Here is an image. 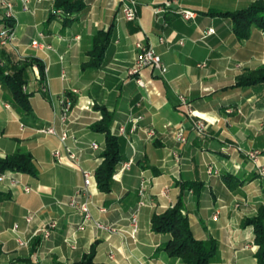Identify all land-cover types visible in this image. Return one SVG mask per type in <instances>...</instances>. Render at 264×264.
<instances>
[{
	"label": "crops",
	"instance_id": "obj_1",
	"mask_svg": "<svg viewBox=\"0 0 264 264\" xmlns=\"http://www.w3.org/2000/svg\"><path fill=\"white\" fill-rule=\"evenodd\" d=\"M134 1L137 18L132 22L123 18L120 0H85V8L64 24L51 15L55 0H28L26 8L22 0H14L16 39L13 47L0 49V59L5 64L3 54L39 59L44 75L36 66L28 71L23 88L32 108L29 116L11 106L0 83V158L27 153L36 169V175L7 171L0 182V264H73L92 249L95 264H183L164 251L170 236L152 232L150 223L152 215L174 206L179 196L194 237L216 242L211 264H256L253 228L243 223L264 205V181L243 154L225 149V144L259 149L264 165V85L233 87L242 72L264 65V33L254 28L248 40L238 42L230 20L212 15L246 8L255 0ZM181 11L194 13L193 19L184 20ZM2 15L0 8V22ZM111 25L113 37L102 65L82 70L95 33ZM208 29L214 33L205 35ZM34 40L51 49L32 47ZM137 44L152 47L167 67L164 76L143 69L139 76L144 88L129 74ZM72 89L78 94L62 124L61 99ZM180 95L209 123L204 136L185 117ZM100 108L113 115L110 133L123 139V160L112 176L110 193H101L95 179L88 188L86 220L79 207L70 206L87 196L81 194V174L65 157L59 133L65 129L78 141L69 139L67 146L80 150L79 166L95 170L105 149V135L91 129L102 118ZM45 127H53L56 135L41 133ZM120 127L124 136L117 135ZM181 127L185 143L174 135ZM56 150L62 163L53 157ZM128 162L130 167L123 169ZM210 164L218 170L216 176L207 175ZM223 173L245 183L229 190ZM141 182L144 205L137 208ZM134 214L137 231L131 238ZM52 222L56 227L44 238L41 231ZM17 237L26 245L19 246Z\"/></svg>",
	"mask_w": 264,
	"mask_h": 264
},
{
	"label": "trees",
	"instance_id": "obj_2",
	"mask_svg": "<svg viewBox=\"0 0 264 264\" xmlns=\"http://www.w3.org/2000/svg\"><path fill=\"white\" fill-rule=\"evenodd\" d=\"M85 8V0H55L54 9L62 11L64 24L73 20L71 17ZM52 16H55L51 14ZM212 15L220 16L230 20L232 32L238 42L247 40L251 30L256 28L264 33V0H255L246 8L236 11L214 12ZM3 25L0 22V27ZM10 29L15 27V21L5 22ZM113 26L106 31L98 30L92 40V47L87 53L88 60L81 66L82 70L97 69L104 60L113 37ZM3 56L7 59L5 68H0V83L9 94L11 106L24 116L32 114L29 95L23 91L28 83V71L33 66L39 70L41 78L44 75V66L39 59H15L14 56ZM264 84V66L253 71H245L236 78L234 88L253 87ZM73 98V102H74ZM102 118L93 124L91 129L96 133L105 135V149L101 155L102 162L94 170V178L98 190L101 193H110L116 167L122 162L123 139L110 133L113 115L105 108L99 109ZM18 172L28 175H36V169L31 155L27 153H15L5 158H0V173ZM222 182L229 190H235L243 185L239 177L230 173L221 175ZM187 186V185H186ZM184 186V187H186ZM184 202L179 196L176 204L160 214L151 217V230L156 234H167L169 240L164 246V251L171 258L180 259L183 264H211L217 255V245L212 239L197 240L191 230L188 218L182 214ZM243 226H252L254 244L257 246L255 253L256 264H264V205L259 206L257 214L247 218ZM94 250L84 256L80 261L73 264H95L93 262Z\"/></svg>",
	"mask_w": 264,
	"mask_h": 264
},
{
	"label": "built area",
	"instance_id": "obj_3",
	"mask_svg": "<svg viewBox=\"0 0 264 264\" xmlns=\"http://www.w3.org/2000/svg\"><path fill=\"white\" fill-rule=\"evenodd\" d=\"M22 1L24 3V7L26 8V3H28V0H22ZM38 1H42V0H38ZM120 4H121L120 7H121V13L123 15V18L127 22L135 21L137 18L136 2L134 0H120ZM0 8L3 11V15H2V19H1L3 25L0 27V49H3L6 47L7 48L13 47V43L16 39L15 29L14 28L10 29L9 27H7V25H5V22L7 23V21H10V20L15 21L14 0H0ZM159 12H160V10H156V13H159ZM53 14H55L59 18H62L65 15L60 10H54ZM180 15L184 20H190V19H193V17H194V13H192L190 11H181ZM213 33H214L213 29H208L206 31L205 35H212ZM39 37L42 39L45 38L42 33H39ZM179 44H182V42H180ZM31 46L35 47V48H44L47 50L51 49L50 45L44 44V43H42L40 45L38 43V41H36V40L31 42ZM137 49H138V53L136 55V60H135L134 65L130 69L129 74L136 77L135 82L139 87L144 88L145 83L143 82V80L139 76V73L143 69L148 68V69H151L152 71H154L155 73H157L158 75L164 76L167 72V67L163 63L160 55H158L152 47H145V46H142L141 44H137ZM0 66H1V64H0ZM203 66L204 65H199V67H203ZM43 90L44 91L46 90L45 87L43 88ZM77 94H78V91L76 89H72L69 92L64 93V95L61 99V118H60V120H61L62 124H64L66 122V120L68 119V117L71 113V110L74 106L73 98ZM178 99H179V106L182 109L185 117L191 121V126L194 129V131L197 133V135L199 137L204 136L207 129H208V126L205 124V122L202 119H200L196 115V112L192 109V106L190 105V103L187 102L186 98L183 95H180L178 97ZM5 107L9 108L8 105ZM40 132L47 134V135H56V131L53 127L42 128L40 130ZM146 134L150 137L153 135V132H152V130H149ZM117 135L124 136L125 135V128L120 127L118 129ZM174 135H175V138L179 142H181V143L186 142L184 129L182 127L179 128L178 130H176L174 132ZM69 139H71L75 144L78 143V141H76V139L74 137H70L67 130H65V129L61 130V132L59 133V141H60L62 147H64V150H65L64 155L79 170L81 177H82V181H83V189H82L81 194L85 197L87 196L86 200L80 204L77 203L76 200H72L70 202V206L79 207V209L84 213L85 219L88 220V219H90V213H89V203L90 202L88 201V195L87 194L89 192L88 188L92 185V183L94 182V179H95L94 178V170L83 169L79 166V164H78L79 155L78 154L80 153V150L79 149L73 150L70 147H68L67 141ZM88 146L93 150L98 149V146L96 143H90ZM235 151L237 153L243 154L245 156V158H247L252 163L257 174L264 181V165L259 163V153H245L244 154L241 152L242 149L238 148V147L235 149ZM53 157L59 163H62L63 156H62L60 150L54 151ZM130 164H131L130 162L123 164V169H128L130 167ZM213 173H214L213 168L211 166L208 167L207 174L211 175ZM215 173L217 174L218 172L215 171ZM7 175H8L7 172L0 173V182L5 180L7 178ZM11 182L14 183L15 181L11 179ZM23 189L26 193H29L31 191V189L29 187H23ZM144 190H145V185L143 184V182H141L140 187L138 189L139 200L137 202V208L144 205V201H143ZM165 194H166V191H164L162 193V195H165ZM101 211L103 212L104 210H101ZM30 220H31V218L29 216L25 217L26 222H29ZM95 225L98 228H104L98 222H96ZM130 226H131L130 237L133 238L134 235L136 234V231H137L136 214L131 216ZM55 227H56V224L54 222L43 227V229L41 231L43 237L48 238L50 236L51 229H53ZM12 229H13V232H17L18 225L15 224ZM16 243L19 246H25L26 245V242H24L19 237L16 238Z\"/></svg>",
	"mask_w": 264,
	"mask_h": 264
},
{
	"label": "rangeland",
	"instance_id": "obj_4",
	"mask_svg": "<svg viewBox=\"0 0 264 264\" xmlns=\"http://www.w3.org/2000/svg\"><path fill=\"white\" fill-rule=\"evenodd\" d=\"M55 9L53 8V11H54ZM53 11H52V13L51 14H53ZM53 15H55V14H53ZM252 31V30H251ZM251 34V33H250ZM250 37V36H249ZM249 39V38H248ZM247 39V40H248ZM246 41V40H245ZM244 42V41H243ZM263 44H264V41H263ZM2 50V49H1ZM260 60V59H259ZM260 61H258L257 63H259ZM0 64H1V66H0V68H5V63H3V60L2 59H0ZM264 65H260V66H258V67H256V68H253V69H249V70H247V71H253V70H256V69H258V68H260V67H263ZM242 73H244V72H242ZM241 75V74H240ZM239 75V76H240ZM259 85H264V84H259ZM257 86V85H256ZM254 87V86H253ZM244 88V87H243ZM245 88H250V87H245ZM23 91H24V88H23ZM200 118V117H199ZM200 119H202V118H200ZM204 122H205V124L208 126L209 125V123L206 121V120H204V119H202ZM208 130V129H207ZM206 133H207V131H206ZM205 133V134H206ZM225 147H226V149H236L237 147L238 148H241L242 149V153H259V163H261L260 162V160H261V157H262V152L259 150V149H256V148H253V149H245V148H243V147H241V146H239L238 144H233V143H226L225 144ZM241 154V153H240ZM248 160V159H247ZM249 161V160H248ZM252 164V163H251ZM212 167L213 168V170H214V173L213 174H211V175H209V174H207L208 176H216L217 174L215 173V171H217L218 172V170L216 169V167H215V165L214 164H210V165H208L207 167H206V173H207V169H208V167ZM259 176V175H258ZM260 177V176H259ZM173 207V206H172ZM171 207V208H172ZM169 209V208H168ZM257 214V213H256ZM249 218H251V217H249ZM247 219V218H246ZM245 219V220H246ZM255 245V244H254ZM256 246V245H255ZM258 249V248H257Z\"/></svg>",
	"mask_w": 264,
	"mask_h": 264
},
{
	"label": "bare ground",
	"instance_id": "obj_5",
	"mask_svg": "<svg viewBox=\"0 0 264 264\" xmlns=\"http://www.w3.org/2000/svg\"><path fill=\"white\" fill-rule=\"evenodd\" d=\"M201 114V113H200ZM212 117V116H211ZM212 120V119H211Z\"/></svg>",
	"mask_w": 264,
	"mask_h": 264
}]
</instances>
